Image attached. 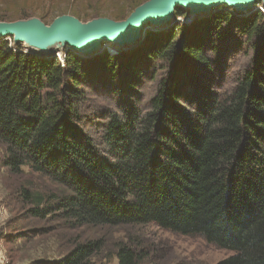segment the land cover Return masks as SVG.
I'll list each match as a JSON object with an SVG mask.
<instances>
[{"label":"trees","instance_id":"1","mask_svg":"<svg viewBox=\"0 0 264 264\" xmlns=\"http://www.w3.org/2000/svg\"><path fill=\"white\" fill-rule=\"evenodd\" d=\"M97 1L28 0V5L52 20L66 14L91 20L102 9L122 22L149 0H117L118 11L98 7L108 0ZM174 15L187 17L189 11L176 8ZM236 32L253 43L245 74L227 92L199 90L196 83L211 87L210 79L222 73L223 46ZM262 39L261 13L240 19L223 11L190 27L148 32L143 58L153 62L157 90L145 109L128 102L119 113L105 115L98 140L88 132L93 123L85 112L90 78L98 79V71L113 82L122 74L123 83L135 89L147 78L135 60L138 54L106 53L88 61L68 50L62 58L46 59L3 40V165L12 175L28 169L69 191L51 205L54 196L22 189L29 216L43 220L58 211L74 229L154 225L232 253L218 264H264ZM192 70L203 77L195 80ZM3 233L0 241L7 239ZM103 247L101 240L79 244L64 259L47 263L97 264ZM142 255L127 246L117 252L119 264H140Z\"/></svg>","mask_w":264,"mask_h":264},{"label":"rangeland","instance_id":"2","mask_svg":"<svg viewBox=\"0 0 264 264\" xmlns=\"http://www.w3.org/2000/svg\"><path fill=\"white\" fill-rule=\"evenodd\" d=\"M24 1L26 4L23 0H0V18H8L6 21L0 22V24L14 25L36 22L45 27H52L61 17L75 19L84 25L100 21L116 22L114 20L116 17H114L115 15L112 12H106L102 9L99 11V16L91 20H86L84 16L78 20L71 14H66L52 20L51 17L45 18L46 16L41 10L35 9V7L30 9L28 0ZM153 1L155 0H149L143 5ZM117 2L119 1L108 0L103 5L98 4V0L96 4H98V7L106 6L111 7L114 11H118L120 7ZM119 4L121 3L119 2ZM253 5V8L244 11L221 6L213 8L209 12L197 13L194 17H190L191 9L185 8L186 11H189L187 17L180 15L174 16L173 14L172 19L162 24L148 22L140 30L139 37L133 42L129 43L128 38H122L121 35H118L124 41L120 45L111 44L113 47H116V50L108 47V43H106L108 40L102 41L99 48L88 56L75 52L69 45L62 46L59 54L47 55L42 51L40 52L34 49L25 41H21L15 36L2 37L0 38V43L3 40H9L12 46L18 44L26 53L41 56L46 59L52 57L57 58V56L62 58L68 50L88 61L106 53L112 57L121 53H137L138 55H135V60L137 64L141 65L143 71L146 72L147 78L135 83V89L123 83L122 74H117V80L113 82L109 74L98 71H95L98 79L90 78L91 85L89 88H86L87 100L85 103V112L88 115V119L93 123L89 127L88 132L95 140H98L100 131L97 130L103 123L102 118L105 115L108 113H119V106L128 102H132L140 109H145L147 103L157 90V80L152 82L151 79L153 62L151 63L149 60L143 58L145 49L143 50L144 45L142 44L148 32L161 33L163 30L168 31L170 29L169 26L178 24V18H183L190 22L189 24H183L182 28H184L185 25L189 26L200 18L205 19L212 15L223 13V11H227L234 17L240 19L249 18L258 13L264 16L263 1L255 0ZM136 10L127 16L130 18ZM31 11L35 12L31 14V18L27 20L21 18V16ZM230 31L232 32V28ZM233 37L234 33H231L227 37V43L223 46L222 51L224 55L219 59L218 66L220 69L223 67L222 73L220 74L217 71L214 76L215 79L214 77L210 79V86L213 88L204 83H196L198 85L196 87L199 90L207 89L213 94H217L219 91L227 92L232 89L234 81L240 79L245 74L246 66L250 64L254 55L253 43L244 40L237 32L234 39H232ZM202 42L207 44L208 41L202 39ZM259 49L264 50V39L260 41ZM197 72L192 70V75L195 80L203 77L201 70ZM93 74L94 72H91L90 76ZM4 152V149L0 147V228H8L7 239L0 241V248L4 247L6 250L4 252L5 260L3 264H48L57 262L64 259L76 245L97 240L103 241L104 245L103 251L94 260L97 264L105 262L106 264H119L117 252L120 246H127L134 250V252L143 254V260L140 264H218L232 254L208 244L203 238L186 237L170 233L154 225L122 227L85 226L74 229L67 222L59 218L58 211H54L47 219H34L29 216L28 204L22 201L20 197V191L22 189H28L36 194H43L45 196H54L51 205H57L60 198L63 195L69 194V191L54 184L46 177L32 174L28 169H24L22 175H12L9 169L3 165Z\"/></svg>","mask_w":264,"mask_h":264},{"label":"bare ground","instance_id":"3","mask_svg":"<svg viewBox=\"0 0 264 264\" xmlns=\"http://www.w3.org/2000/svg\"><path fill=\"white\" fill-rule=\"evenodd\" d=\"M162 0H155L152 4L148 5L151 8H154L161 4ZM255 0H215L211 7L218 8L221 6L229 7L230 9H236L238 11L247 10L253 8ZM264 1V0H263ZM176 7H183L191 9V12L200 13L212 11L210 8H200L191 6L186 1H180L175 7H173L171 13L169 12L164 20L159 18H152L148 22H153L156 24H162L173 18L174 10ZM147 24V23H146ZM165 25V24H164ZM56 26L57 30H56ZM54 27H45L40 23L29 22L21 24H0V31L8 36L17 37L21 41H25L28 45L33 47L36 50L42 51L47 55L59 54L62 50V46L69 45L73 50L81 55H91L99 48V42L107 41L108 47L116 50V47L111 44L120 45L124 40L120 39L117 34L107 33L102 37V41H98L91 46L82 47L78 44L76 38H81V36H86L87 33L96 32L102 25L101 22L95 24L84 25L79 22H76L74 19H61L57 25ZM18 28V32L15 30ZM6 31V32H5ZM140 33V32H139ZM92 35V34H91ZM140 34H135L133 37L128 38V42L131 43L136 40ZM111 41V42H110ZM45 42V43H44ZM61 42V43H60ZM71 43V44H68ZM63 44V45H62ZM111 49V50H112Z\"/></svg>","mask_w":264,"mask_h":264},{"label":"water","instance_id":"4","mask_svg":"<svg viewBox=\"0 0 264 264\" xmlns=\"http://www.w3.org/2000/svg\"><path fill=\"white\" fill-rule=\"evenodd\" d=\"M180 1H186L191 6L200 7V8H210L213 5L215 0H162L161 4L158 6L149 9L148 5L152 4L148 3L141 6L138 10H136L129 19L124 22L117 23L114 21H100L103 26H101L96 32L87 33L86 36H81V38H76L78 44L82 47L91 46L96 42L100 41L105 34L111 32L117 35H121L122 38H129L135 36V34H140V30L148 23V21L152 18L164 20L167 14L175 7ZM239 1V0H238ZM263 1V0H262ZM264 3V1H263ZM213 7H211L212 9ZM210 11V10H209ZM208 11V12H209ZM196 12V11H195ZM190 12V17H194L197 13ZM189 17V19H190ZM61 19H71V18H62ZM59 19L52 27L56 26L57 23L61 20ZM75 20V19H74ZM188 21V20H187ZM76 22H78L76 20ZM98 23V22H97ZM91 24V23H90ZM95 24V23H92ZM13 25V24H11ZM88 25V24H87ZM56 26V30H57ZM18 32V28L15 29ZM6 32V31H5ZM92 34V35H91ZM9 37L4 31H0V38ZM12 37V36H11ZM17 38V37H16ZM102 41V40H101ZM45 43V42H44ZM61 43V42H60ZM99 42V46H100ZM68 44H71L68 42Z\"/></svg>","mask_w":264,"mask_h":264},{"label":"flooded vegetation","instance_id":"5","mask_svg":"<svg viewBox=\"0 0 264 264\" xmlns=\"http://www.w3.org/2000/svg\"><path fill=\"white\" fill-rule=\"evenodd\" d=\"M178 8V7H177ZM182 8V7H181ZM184 10H185V8H183ZM175 16V15H174ZM179 20L177 21V23L178 24H176V26H177V28H180L183 24H189L190 22L189 21H186L185 19H180V18H178ZM200 19H202V18H200ZM199 19V20H200ZM192 22V21H191ZM193 23V22H192ZM192 24H190L189 26L188 25H185V27H190ZM173 26H175V24L173 25ZM173 26H169V28L171 29ZM163 32H166V30H163Z\"/></svg>","mask_w":264,"mask_h":264},{"label":"crops","instance_id":"6","mask_svg":"<svg viewBox=\"0 0 264 264\" xmlns=\"http://www.w3.org/2000/svg\"><path fill=\"white\" fill-rule=\"evenodd\" d=\"M2 231H4L3 236H5L8 233L7 230H4V229L1 230L0 229V232H2ZM0 246H1V244H0ZM5 251L6 250L4 247L0 248V264H3V261L5 260V256H4Z\"/></svg>","mask_w":264,"mask_h":264},{"label":"built area","instance_id":"7","mask_svg":"<svg viewBox=\"0 0 264 264\" xmlns=\"http://www.w3.org/2000/svg\"><path fill=\"white\" fill-rule=\"evenodd\" d=\"M58 58H60L59 56H57Z\"/></svg>","mask_w":264,"mask_h":264}]
</instances>
